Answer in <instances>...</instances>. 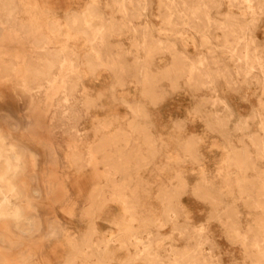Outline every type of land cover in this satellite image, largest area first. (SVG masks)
Listing matches in <instances>:
<instances>
[{"label": "clouds", "instance_id": "1", "mask_svg": "<svg viewBox=\"0 0 264 264\" xmlns=\"http://www.w3.org/2000/svg\"><path fill=\"white\" fill-rule=\"evenodd\" d=\"M0 264H264V0H0Z\"/></svg>", "mask_w": 264, "mask_h": 264}]
</instances>
